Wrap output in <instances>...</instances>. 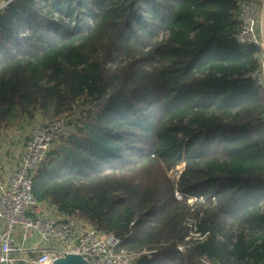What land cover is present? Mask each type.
<instances>
[{
  "label": "trees",
  "instance_id": "1",
  "mask_svg": "<svg viewBox=\"0 0 264 264\" xmlns=\"http://www.w3.org/2000/svg\"><path fill=\"white\" fill-rule=\"evenodd\" d=\"M240 1L0 7V136L77 115L34 198L112 234L133 264H264V88L249 75L263 52L236 40Z\"/></svg>",
  "mask_w": 264,
  "mask_h": 264
},
{
  "label": "built area",
  "instance_id": "2",
  "mask_svg": "<svg viewBox=\"0 0 264 264\" xmlns=\"http://www.w3.org/2000/svg\"><path fill=\"white\" fill-rule=\"evenodd\" d=\"M5 3V0H0V7ZM260 9L261 4L253 1L238 3L241 27L236 40L241 44L259 46L262 51ZM249 75L264 88V55L259 66ZM68 120L67 115H62L45 125L33 127L17 166H5V177L0 178V264L17 260L15 254L23 251L24 243L32 233L36 235L37 242L31 248L37 250V245H40L34 259L36 264H52L67 253L79 255L87 264H133V255L123 250L115 251L118 240L112 234L99 232L81 218L56 215L53 207L45 201H37L32 195L33 177L52 143L68 130ZM176 167L172 173L178 178L182 166ZM18 228L20 242L16 233ZM178 249L181 250V246ZM199 264L211 263L202 256Z\"/></svg>",
  "mask_w": 264,
  "mask_h": 264
},
{
  "label": "rangeland",
  "instance_id": "3",
  "mask_svg": "<svg viewBox=\"0 0 264 264\" xmlns=\"http://www.w3.org/2000/svg\"><path fill=\"white\" fill-rule=\"evenodd\" d=\"M5 1L7 3V0ZM77 109H79V107L75 108L76 111ZM73 114L74 115H71V116L69 115L70 117L69 124H72V122L75 120V117H77L76 112ZM45 122L43 118L41 117V115L39 113H36L32 117L22 118L18 122V124H16L15 126L11 128L3 129L1 136H0V159L1 161L4 160V164L8 166L10 163H12L10 161L17 160V156L20 157L21 151L24 148L25 139L26 138L28 139L31 129L35 126L45 125L46 124ZM68 129H69V126H68ZM180 165L182 164H178L177 166H180ZM160 167L161 166L156 165L155 171L157 172ZM173 169L167 171V175L172 181H175L176 177L172 173Z\"/></svg>",
  "mask_w": 264,
  "mask_h": 264
},
{
  "label": "crops",
  "instance_id": "4",
  "mask_svg": "<svg viewBox=\"0 0 264 264\" xmlns=\"http://www.w3.org/2000/svg\"><path fill=\"white\" fill-rule=\"evenodd\" d=\"M26 140H27V138L25 139V142H26ZM6 161H7V159H6ZM18 161H19V156H17V160L10 161V162H12V163H10V167L11 166H17ZM5 166H6V164H4V160L1 161V159H0V178H4L5 177V173H4ZM55 214L62 217V215L58 214L57 212ZM16 233H17V236H18V242H20V232H19V228L16 231ZM36 242H37L36 235L34 233H32L31 236L24 243V246L22 248L23 251L22 252H18V253L15 254V256L18 259L17 260H14L13 262H11L9 264H36L34 262V259L38 255L40 245H37V248H36L37 250L31 248L32 246L36 245Z\"/></svg>",
  "mask_w": 264,
  "mask_h": 264
},
{
  "label": "water",
  "instance_id": "5",
  "mask_svg": "<svg viewBox=\"0 0 264 264\" xmlns=\"http://www.w3.org/2000/svg\"><path fill=\"white\" fill-rule=\"evenodd\" d=\"M259 28L262 38V52L264 55V0L261 2ZM52 264H87V262L77 254L67 253L62 257L56 258Z\"/></svg>",
  "mask_w": 264,
  "mask_h": 264
}]
</instances>
